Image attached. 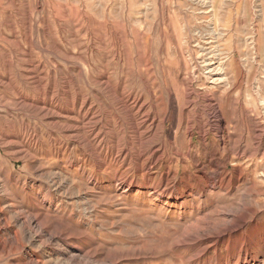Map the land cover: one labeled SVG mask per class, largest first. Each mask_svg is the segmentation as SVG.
Here are the masks:
<instances>
[{
  "label": "rangeland",
  "instance_id": "1",
  "mask_svg": "<svg viewBox=\"0 0 264 264\" xmlns=\"http://www.w3.org/2000/svg\"><path fill=\"white\" fill-rule=\"evenodd\" d=\"M0 264H264V0H0Z\"/></svg>",
  "mask_w": 264,
  "mask_h": 264
},
{
  "label": "bare ground",
  "instance_id": "2",
  "mask_svg": "<svg viewBox=\"0 0 264 264\" xmlns=\"http://www.w3.org/2000/svg\"><path fill=\"white\" fill-rule=\"evenodd\" d=\"M213 32V31H212ZM215 36V35H214ZM205 51V50H204ZM209 51V50H208ZM217 54H219V53H217ZM221 56V55H220ZM201 57V56H200ZM208 57V56H207ZM203 59V58H202ZM217 59V58H216ZM215 60V58L213 57V56H210L209 57V61H211L212 63L210 64V63H208V65H207V68H206V70H208V72H206L207 73V75H206V79L208 80V81H212V84H216V85H221L222 84V87H227V86H229V84H228V79H227V77H226V74H225V72H224V69H222V62L220 61V62H218L217 63V67L215 66L216 64L215 63H213V61ZM218 60V59H217ZM220 60V59H219ZM222 60V59H221ZM208 61V62H209ZM206 65V64H205ZM215 66V67H214ZM224 68V67H223ZM193 73V72H192ZM217 74H220V75H222V74H224V75H222V76H224V77H220V78H217V77H214V75H217ZM214 87H216V86H214ZM215 110V109H214ZM215 112L216 111H213V113L215 114ZM221 112V111H220ZM231 112V111H230ZM219 117V116H218ZM224 118V117H223ZM232 233L231 234H234V233H236L237 232V230L235 229V230H232L231 231Z\"/></svg>",
  "mask_w": 264,
  "mask_h": 264
}]
</instances>
